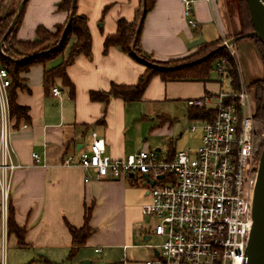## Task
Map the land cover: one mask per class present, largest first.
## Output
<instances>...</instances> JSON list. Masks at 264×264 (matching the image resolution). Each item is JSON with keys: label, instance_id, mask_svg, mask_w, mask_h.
Instances as JSON below:
<instances>
[{"label": "crops", "instance_id": "0c3cea01", "mask_svg": "<svg viewBox=\"0 0 264 264\" xmlns=\"http://www.w3.org/2000/svg\"><path fill=\"white\" fill-rule=\"evenodd\" d=\"M33 1L28 5V0L18 29V38L21 40L35 39L39 26L55 30L69 19L66 11L60 10L58 6L57 9L53 7L61 1ZM140 3L141 0H77L78 13L88 18L92 51L89 55L79 54L67 67L74 93L61 79H56L46 88L45 69L57 65L62 57L49 62L47 67L39 64L21 73L23 80L17 89V102L28 108V118H18L10 111L14 147L12 160L23 166L10 175L9 197L16 222L20 227L27 228V245H20L17 236L8 232V211H3L0 188V264H59L57 261L61 256L68 252L69 256L72 254L73 238L68 223L81 228L86 224L88 213V225L93 233L79 247L82 255L92 250L93 253L102 254L104 262L105 248L122 249L126 254L130 248L136 247L152 248L158 255L152 246L156 243L132 242L139 234L146 241L152 239V232H148L143 223V217L147 216L142 213V207L151 200L148 183H141L139 177L133 175L115 178L108 169H103L98 178L91 168L63 163L67 155L77 156L80 151L89 149L93 132L105 139L107 152L114 157L138 152L135 146L137 139L132 130L133 115L135 117L139 113L133 104L188 100L189 116L191 100L217 92L223 87L222 80L166 82L156 74L140 101L126 102L121 97H112L107 104L91 98L92 91H108L113 83L133 85L146 73L147 66L121 48L113 46L107 53L104 52L105 39L117 32L118 20H134ZM193 8L196 27H192L184 15L182 0H157L142 25V49L158 61H168L189 56L196 51V47H188L186 41L200 36L208 42L219 39L225 41L241 32L237 0H193ZM75 41L76 37H72L68 43L65 58ZM243 44L252 52L251 61L254 63L255 60L264 70L254 41ZM236 47L240 57L238 43ZM242 74L246 82L243 66ZM55 86L61 90L59 96L53 94ZM159 119L157 126L162 127L169 126L173 121L161 115ZM24 123H28L29 127L23 128ZM156 150L167 157L174 156L178 151L171 148L162 151L161 147ZM32 152L40 155V163L34 162ZM87 177L89 181H86ZM124 219L130 226L126 240L120 230ZM10 241L21 249L31 250L22 253L24 260H20L17 252L13 251L10 263ZM134 261L132 263L140 264Z\"/></svg>", "mask_w": 264, "mask_h": 264}, {"label": "built area", "instance_id": "2783aa9c", "mask_svg": "<svg viewBox=\"0 0 264 264\" xmlns=\"http://www.w3.org/2000/svg\"><path fill=\"white\" fill-rule=\"evenodd\" d=\"M182 1L184 15L196 27L193 0ZM224 42L227 44V40ZM226 47L233 58L239 57L236 46ZM238 62L240 89H221L190 101V105L211 113L191 127L192 131H203L198 146L180 149L171 159L156 149L114 157L107 152L105 139L93 132L89 149L64 158V165L91 168L98 178L103 169H108L115 178L133 175L150 185L151 200L142 207V213L158 219L151 232L164 241L152 245L158 255L155 261L147 260L145 264H244L264 147V123L255 116L250 85L244 81ZM214 69L222 77L227 75L228 58L219 59ZM11 84L7 67L0 65V188L5 213L10 175L23 166L12 160L13 125L8 94ZM52 91L54 95L61 94L57 86ZM22 127L29 125L24 123ZM32 157L35 163L41 162L38 153L32 152ZM89 180L87 177L86 181Z\"/></svg>", "mask_w": 264, "mask_h": 264}, {"label": "trees", "instance_id": "16d2710c", "mask_svg": "<svg viewBox=\"0 0 264 264\" xmlns=\"http://www.w3.org/2000/svg\"><path fill=\"white\" fill-rule=\"evenodd\" d=\"M73 1L74 0H61L59 9L66 11L70 15ZM143 1L144 0H141L140 8L138 9L134 20L130 21L126 18H120L118 20L117 32L108 35L105 39L104 52L107 53L111 47L116 46L137 60L131 52V45L136 34L138 22L142 16ZM156 1L157 0H146V15L153 9ZM237 2L241 23V32L239 34L252 31L253 24L247 0H237ZM26 6L27 3L24 6L13 30L4 39L11 23L14 20L18 7L12 3H8V0H0V45L1 42L4 41L2 45L3 51H1L0 48V65L7 67L9 74L12 77V84L8 87L10 111L12 114L17 115L18 118H28V108L19 105L17 102V89L21 86V82L23 80L21 73L28 72L33 66L39 64L47 67L49 62L62 57V60L57 65L45 69L44 80L46 88L50 87L51 83L55 82L56 79H61L63 83L71 89V92L74 93V85L67 74V67L72 64L79 54L84 53L89 55L92 51V34L88 24V18L78 13L77 2L74 8L71 25L68 28L63 43L60 44L58 49L50 52L46 51L50 50L60 41L67 22L62 25H58L55 30H50L45 26H39L36 31L35 39L21 40L18 38V29L21 26ZM140 36L141 32L136 45V52L138 55L160 64L172 66L173 68L158 69L147 66L146 73L141 76L138 83L133 85L113 83L108 91H92L91 98L93 100H98L107 104L110 102L112 97H121L126 102L140 101L142 100L152 78L156 74H159L166 82L211 81V72L214 70L216 62L223 57L228 58L229 67V72L225 75V77L230 80V86L232 89H240L241 78L239 70L235 59L231 56L230 51H228L227 48H223L202 62L178 67L180 64L203 57L213 49L223 45L224 41L222 39L211 42L204 41L201 45L197 46L196 51L189 56L171 59L168 61H158L142 49ZM72 37H76V41L72 44L68 57L65 58L64 52ZM249 39H252L256 44L264 66V44L258 38L250 37ZM252 86L256 93L257 106L255 116L258 120L264 123V78L255 81ZM188 114L191 119L204 118L209 116V114L211 115V113H209L205 108H201L197 105H192ZM172 157L173 156H169L168 158L171 159ZM89 217L90 214L88 213L86 216V224L81 228H77L68 223V227L73 238L72 254L70 256L73 255L75 250L83 246L93 233V229L88 225ZM8 232L9 234H15L17 236L20 245H27L25 239L27 228L20 227L16 222L15 210L10 202V197L8 203Z\"/></svg>", "mask_w": 264, "mask_h": 264}, {"label": "rangeland", "instance_id": "374dc122", "mask_svg": "<svg viewBox=\"0 0 264 264\" xmlns=\"http://www.w3.org/2000/svg\"><path fill=\"white\" fill-rule=\"evenodd\" d=\"M21 1L22 0H8V3H12L16 7H19ZM32 1L33 0H29V3L27 2L28 5ZM36 1L38 0H34L33 3H35ZM60 1L61 0L57 1L56 3H59ZM44 2H46V0H44ZM57 6L59 7V4H56V6H53V7L56 8ZM62 43H60L59 41L55 46H53L50 50H47L46 52H50L52 50L58 49L60 44ZM237 43H238V47L240 50V57H241L242 64L239 59L240 57H237V55H236V58L234 57V59L238 63V65H239L238 61H240L241 72H242V66H243V72L246 77V82L247 84L250 85L249 87L250 99H251L252 105L256 107L257 106L256 93L252 85L255 81L264 78V70L263 68H261V66L257 64L255 60H254V63L251 61L252 52L247 50L244 47L243 43L251 44L253 43V40L249 38H245V39L239 40ZM236 44H234V47L236 46ZM210 79L211 80H222L223 90L232 89V87L230 86V80L226 78L225 76L221 77L220 74L215 69L212 70ZM146 102H147L146 104L142 103V104L132 105L134 106L135 109H137V112L139 113L135 117L133 115L134 124H133L132 133H133V136H135L137 139L135 146H137L138 149L136 151H139L141 149H148V150L156 149L157 147H161L162 151H166L167 148H171L174 150H180V149H185L187 147L189 148V147H195L199 145L203 131L201 128L195 132L191 131L192 125L193 124L197 125L198 123L195 120L190 119L189 116L187 115V111L189 107L188 100L180 101V100L170 99L166 101H152V102L146 101ZM143 115H146L147 117L143 118L142 117ZM160 115L170 117L173 119V121L169 123L170 125L167 127L157 126L158 123L160 122V119H159ZM143 186L147 187L145 185ZM157 222H158L157 218L143 217V223L145 224V227L148 230V232L151 231V228ZM120 230H121L123 237L126 240V233L128 230H130L129 223L127 222L126 219H124L123 225L120 227ZM151 235H152L151 241H146L145 238L141 234H139L133 238L132 242L138 243V244H147L148 242L161 244L164 241L161 236H158L152 233ZM8 248H9L10 263L12 262L13 251L17 252V256L20 260H24V255L22 253H25V251H31L30 249L27 250V249H21L17 247V245L12 241H10V243L8 244ZM78 249L74 251L72 256H69L70 254L69 252L67 253V255L61 256V259H58L57 262L59 264H84L83 261L88 260V261H91L90 264H123L124 262H127L128 264H130L134 260L137 259L134 262L145 264V262L147 261V258L151 259L152 261L156 260L154 249L149 248V247L130 248L126 254L122 249L105 248L104 262L101 259L102 254L93 253L92 250H88V252L90 253H88L87 255L85 254L82 255ZM42 263L43 262L41 263L36 262L34 264H42Z\"/></svg>", "mask_w": 264, "mask_h": 264}, {"label": "water", "instance_id": "95a60500", "mask_svg": "<svg viewBox=\"0 0 264 264\" xmlns=\"http://www.w3.org/2000/svg\"><path fill=\"white\" fill-rule=\"evenodd\" d=\"M28 0H22L16 15L14 17L13 22L11 23L9 30L7 34L5 35L4 39L6 36L13 30L16 22L18 21V18L26 5ZM77 0L73 1L72 4V10L69 15V19L67 21V24L64 28L60 43L64 41V38L67 34L68 28L71 25L73 14H74V8L76 6ZM247 4L249 7L250 15H251V20L253 24V30L246 32V33H241L239 35H236L232 37L231 39L227 40V44L229 45H234L236 44L239 40L245 39V38H250V37H255L258 38L263 44H264V0H247ZM146 16V0L143 1V7H142V16L141 19L138 22L137 29H136V34L134 37V40L131 45V52L133 56L137 58L138 61L144 63L146 66L150 67H155L158 69H171L173 68L172 66H167L164 64H160L154 61H151L149 59H146L136 52V45L138 42L139 34L142 30V25H143V20ZM3 39V40H4ZM205 41L204 37L200 36L194 40L191 41H186L188 47H197L201 45ZM3 42H1L0 48L1 51ZM226 43H223V45L217 47L216 49H213L211 52H209L207 55L200 57L198 59H195L190 62H186L183 64L178 65L179 66H187V65H192L196 64L199 62H202L209 56H212L216 52L222 50L227 46ZM175 68V67H174ZM148 178V175H146ZM150 184L153 185L154 181H150ZM252 219H253V224H252V229L250 232L248 244H247V249H246V257L244 264H264V147L260 155V161H259V169H258V180L257 184L255 187V192H254V200H253V209H252ZM158 254V250L156 252ZM90 261L84 260V264H89Z\"/></svg>", "mask_w": 264, "mask_h": 264}]
</instances>
